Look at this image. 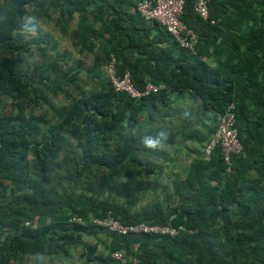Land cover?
I'll use <instances>...</instances> for the list:
<instances>
[{"label": "trees", "instance_id": "1", "mask_svg": "<svg viewBox=\"0 0 264 264\" xmlns=\"http://www.w3.org/2000/svg\"><path fill=\"white\" fill-rule=\"evenodd\" d=\"M136 1L0 0V104L12 103L9 115L0 112V264H21L23 257L65 260L76 248L96 264H118L109 256L118 249L139 264H264V0H206V22L193 13V0H183L179 19L197 38L193 53L178 48L156 22H144ZM26 6L36 9L34 19L47 16L48 7L57 10L62 35L76 15L69 38L80 53L91 55L94 69L111 54L117 74L127 71L137 91L146 83L164 88L134 100L100 79L97 89L84 91L76 72L61 66L63 58L28 74L16 57L28 51L29 43H22L30 29L24 23ZM203 58L214 59V65ZM64 82L75 95L55 110L54 124L24 113L41 97L32 85L58 88ZM183 91L208 117L189 120L178 132L206 143L232 104L241 154L231 158L226 173L215 148L209 161L197 158L183 176L171 179L169 191L177 203L166 214L158 207L133 213L140 195L160 187L130 181L133 172L152 174L145 158L158 156L141 143L142 131L146 136L156 131L143 130L139 117L159 114L169 106L170 94ZM193 123L201 128L190 130ZM61 170L70 181L67 188L54 180ZM122 176L128 179L120 181ZM81 177L86 188L76 193L72 186ZM106 212L123 225L162 226L172 216V226L192 233L118 236L91 224ZM72 217L82 223L68 222ZM99 235L108 241L105 255L81 240Z\"/></svg>", "mask_w": 264, "mask_h": 264}, {"label": "rangeland", "instance_id": "2", "mask_svg": "<svg viewBox=\"0 0 264 264\" xmlns=\"http://www.w3.org/2000/svg\"><path fill=\"white\" fill-rule=\"evenodd\" d=\"M35 10L36 9H33L31 6L25 7L24 23L25 25L29 26L28 28L30 29L24 32L25 35L23 37L22 43H29L27 45L28 51L16 56L19 62L23 65V69L28 74L37 72L42 65L49 62V60L51 59L61 60L62 54L58 53L56 47L55 49H53V47L57 46L58 44L59 46L67 47L68 51L70 52L68 54V58L65 57L66 61L65 59H63V64L61 61V66H63L64 70L69 69L73 72H76V77L77 79H79L81 87L84 91L96 89L98 87L97 81L100 79L107 80V76L103 70L104 64L94 69L92 67L91 55L87 53H80L77 47L73 45V42L70 41L69 35L70 33L73 34L76 29V15L73 16L72 21L68 24L67 33L65 35H62L58 31V27H56L57 10L52 7H48L46 8L47 16H44V18L34 19L32 18V13L35 12ZM34 28H37V30L39 31L38 34L34 30ZM48 83L39 86L32 85V87L36 86V88L38 87L40 89V91L42 92L40 93L41 97L38 100V105L28 104V106L24 110V113L26 115L37 117L42 116L44 119H46L45 122H47L48 124H54L55 110L68 105L70 99L73 98L75 94L71 91V88L65 82L59 83L58 88L49 87ZM0 112L6 115H9L12 112V103L9 99H2V102L0 104ZM205 117H208V115H205ZM208 122L209 120L206 122L207 125L209 124ZM155 124L156 125L153 129V132L156 131L155 135L159 132H164L167 136V139L164 142V147L162 149L155 151L152 150L153 155H158L157 157L151 156L149 158H145V160L153 166L154 171L148 177H145L143 174H137L136 172H133V178H130V181L132 184L139 182L143 184H150L155 182L158 183L160 187L157 189L149 190L140 195L135 205L130 209V211L133 213L141 212L142 210H148L150 208L154 210L155 207H158L161 210L162 215L166 214L167 211L169 209H172L175 206V203H177V201L173 198L172 194L169 191L171 188V179L174 178L170 176L176 174V172H179L178 174H181V172L184 171L186 169V166L190 163L191 157L202 159V153L205 143L197 144L193 140L185 138V136L181 135L178 132V125L176 123L170 125L167 124L168 126H166V124L164 123L158 122H156ZM213 125L211 124L208 126L213 128ZM189 127L190 130H197L201 128L198 123H193ZM165 129H167V131L169 129L171 133L165 132ZM190 130L185 131L184 135L187 133L189 134ZM206 131L208 132V130ZM149 134L152 135V137H156L154 133ZM149 134L148 136H150ZM144 136H146V134L142 131V133L140 134V139H142V137ZM68 142L70 146L74 144L73 141ZM181 145H184V147H186L185 150H187L186 152L188 154V158L186 159L185 157H181V153H178V149H180L178 147H180ZM160 156L162 157L160 158ZM166 157L168 161H166ZM180 159L182 162H179ZM63 175H65V172H63L62 170L58 171L57 177L55 176L54 180L58 185L60 184L62 187L67 188V186L70 184V181L63 179ZM125 179H128V177L122 176L119 178L120 181H123ZM86 182L87 180L84 177H81L79 181H77V183L72 186V190H75L76 193L84 191L86 188ZM88 194L89 193H87L86 195L91 196V193L89 195ZM154 211L156 212V210ZM81 240L84 244H91L95 242L94 244L97 245L98 250H100V252H103L102 255H105L107 253V249L104 248V244H108V241L103 236L99 235L95 240L93 238L87 239L85 236H82ZM89 257L91 256L86 255L85 252H83L80 248H76L72 250L70 257L67 259L70 262H65V260L55 258H39L38 260H40L39 264H96L89 263Z\"/></svg>", "mask_w": 264, "mask_h": 264}, {"label": "built area", "instance_id": "3", "mask_svg": "<svg viewBox=\"0 0 264 264\" xmlns=\"http://www.w3.org/2000/svg\"><path fill=\"white\" fill-rule=\"evenodd\" d=\"M182 8L183 0H138L135 3V10L144 22H156L164 29L178 48L193 53L197 38L190 29H187L180 22L179 18L182 15ZM192 11L202 22L208 21L206 0H193ZM209 24L213 25V21H209ZM103 70L115 92L124 93L134 100L150 93H156L164 88L162 85L154 86L146 83L142 91H137L132 85L127 71L120 75L117 74L115 58L111 54L107 57ZM233 110L234 106L229 104L218 117L214 131L210 139L205 143L202 153V160L207 162L214 149L219 148L226 173L230 171L231 158L240 155L242 151L237 130L234 126ZM171 219L172 216L168 219L167 224L162 226L144 222L123 225L116 221L110 212H106L103 216L94 218L90 222L93 226L118 236L154 235L173 238L181 233H192V230L186 229L181 225L172 226L170 224ZM68 222L82 223V220L72 217ZM109 256L112 261L118 264H139L135 257L127 256L123 249L114 250Z\"/></svg>", "mask_w": 264, "mask_h": 264}, {"label": "crops", "instance_id": "4", "mask_svg": "<svg viewBox=\"0 0 264 264\" xmlns=\"http://www.w3.org/2000/svg\"><path fill=\"white\" fill-rule=\"evenodd\" d=\"M54 38V37H53ZM52 40V39H51ZM58 43V42H56ZM55 47L57 48V51L59 54H62V58L65 59V57L68 58V54L70 53L68 51V48L65 46H59L57 44V46H54L53 49H55ZM175 54V52H174ZM204 62L207 63L209 66H213L214 65V59L212 58H203ZM66 61V59H65ZM97 89V88H96ZM169 106L168 107H163V108H159L160 113L159 114H153L152 117L148 118V111L144 112L141 117H139V126H141V128L143 130H146V132L152 131L154 129V126L156 125V120L157 118H160V120H158V123H164L166 124V126L170 125V124H174L176 123L178 125V130H181L182 128L185 127L186 123L190 120V121H199V119H203L205 117V115H207L206 111H204L199 102L196 101L191 93L189 91H183L180 93H172L169 95ZM188 112L189 115L187 117L184 116V113ZM163 116L162 118L160 116ZM156 119V120H155ZM168 124V125H167ZM180 149H178V153H181L182 156L181 157H185L188 158V154H187V150L186 147H184V145H181L180 147H178ZM189 151V150H188ZM162 156H160L161 158ZM190 158V157H189ZM191 161L190 163L186 166V169L184 171L181 172V174H178L176 172V174L171 175L170 177H174V178H179L181 176L184 175V173L187 171L189 165L197 158H190ZM166 161L167 157H166ZM179 162H182L181 159L179 160ZM37 218H34V223H36ZM95 240V239H94ZM95 242H93L92 244H94ZM96 250L98 251V248L96 246ZM72 252V251H71ZM41 257H23L21 259V264H39L40 260H38ZM44 259V258H41ZM48 259V258H47ZM65 262H70L69 260L65 259Z\"/></svg>", "mask_w": 264, "mask_h": 264}, {"label": "clouds", "instance_id": "5", "mask_svg": "<svg viewBox=\"0 0 264 264\" xmlns=\"http://www.w3.org/2000/svg\"><path fill=\"white\" fill-rule=\"evenodd\" d=\"M189 115L188 112L184 113V116L187 117ZM163 137V139H161ZM167 136L164 132H160L156 137L152 136H144L141 139L142 145L150 150H160L164 147V142L166 141Z\"/></svg>", "mask_w": 264, "mask_h": 264}]
</instances>
